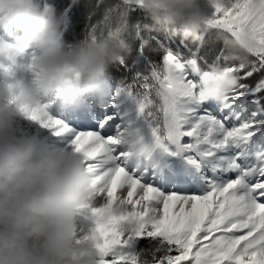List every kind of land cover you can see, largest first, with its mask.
<instances>
[{
  "label": "snow or ice",
  "instance_id": "6c2138e0",
  "mask_svg": "<svg viewBox=\"0 0 264 264\" xmlns=\"http://www.w3.org/2000/svg\"><path fill=\"white\" fill-rule=\"evenodd\" d=\"M209 3L214 12L207 24L217 38L220 33L247 45L224 44L216 57L213 70L223 60V68L239 77V87L222 102L197 101L195 61L169 54L162 66L151 62L148 74L120 81L113 112L99 130L78 131L52 116L48 105L24 109L27 119L81 156L98 202L120 206L119 214L97 219L91 230L99 264H143L144 258L151 264H264V76L254 87L240 82L264 73V0ZM96 27L90 25L87 35ZM8 60L0 61V71L10 70ZM120 67L130 70L128 60ZM125 100L131 107L122 110ZM130 109L143 137L187 162L194 186L165 189L152 178L158 170L129 165L120 137ZM130 217L139 227L124 232L121 222Z\"/></svg>",
  "mask_w": 264,
  "mask_h": 264
},
{
  "label": "clouds",
  "instance_id": "9594fccd",
  "mask_svg": "<svg viewBox=\"0 0 264 264\" xmlns=\"http://www.w3.org/2000/svg\"><path fill=\"white\" fill-rule=\"evenodd\" d=\"M122 2L184 41L198 42L209 29L207 0ZM0 28V61L11 57L10 70L0 71V264H99L91 230L97 219L119 214L120 206L98 202L79 154L22 128L30 121L24 109L100 94L101 82L128 60L132 44L91 32L66 41L63 13L42 0H0ZM218 36L229 48L247 46ZM195 72L197 101L220 103L239 87V77L226 68L201 73L196 65ZM125 124L120 141L129 165L161 171L166 154L143 137L134 109ZM120 227L132 232L139 222L130 217ZM143 264L151 262L144 258Z\"/></svg>",
  "mask_w": 264,
  "mask_h": 264
},
{
  "label": "trees",
  "instance_id": "16d2710c",
  "mask_svg": "<svg viewBox=\"0 0 264 264\" xmlns=\"http://www.w3.org/2000/svg\"><path fill=\"white\" fill-rule=\"evenodd\" d=\"M63 13V36L66 41L87 36L90 25H96V35L110 40L123 39L131 42L133 51L128 58L130 70L118 66L109 70L106 81L119 85L121 80L128 83L136 72L149 73V66L154 62L162 66V58L174 55L181 61L193 60L199 70H211L216 65V57L225 48L217 31L209 28L201 34L198 42L184 41L170 31L153 27L151 21L145 19L143 13L134 7L123 4L122 0H42ZM90 16V18H89ZM107 17V19H106ZM225 56L229 51L225 50ZM221 67L225 61H219ZM227 63H238L229 60ZM264 76L257 73L245 81L250 86ZM197 78V77H196ZM142 246V245H141Z\"/></svg>",
  "mask_w": 264,
  "mask_h": 264
},
{
  "label": "rangeland",
  "instance_id": "374dc122",
  "mask_svg": "<svg viewBox=\"0 0 264 264\" xmlns=\"http://www.w3.org/2000/svg\"><path fill=\"white\" fill-rule=\"evenodd\" d=\"M206 14L210 17L213 12L214 8L209 3V0H207V6L205 8ZM0 34H4V29L0 28ZM174 56V55H173ZM178 59V58H177ZM179 60V59H178ZM180 62H183L179 60ZM211 70H202V72H209L212 71L213 68L210 67ZM198 79V77H197ZM255 86V85H254ZM101 87L104 88L100 92V94L95 96V100L101 99V96L107 97L109 94L113 96L116 88L118 85L110 84L106 81V78L101 82ZM93 95L91 96H83L80 97L76 102L70 103L67 101H58L56 104H54L50 109V114L54 116L55 118H58L60 120H63L66 124H69V126L77 129L78 131H96L99 130V122L102 120V116L97 112L96 110V103H92ZM252 97H249V100H251ZM88 112H92V120L90 121L88 118ZM216 114L220 115L219 112L216 111ZM22 128L27 131L28 133H35L37 135H40L47 139V141L53 145H65V142L58 137L52 136L50 132L46 129H43L40 127V125L33 121H24ZM170 157H177V156H170ZM180 158V157H177ZM184 160V159H182ZM185 163H187L184 160ZM153 180H155V176L152 177ZM159 185V184H158ZM82 226L85 228V230L89 227V222L87 220H84L82 218ZM143 246V242L141 244Z\"/></svg>",
  "mask_w": 264,
  "mask_h": 264
},
{
  "label": "bare ground",
  "instance_id": "6f19581e",
  "mask_svg": "<svg viewBox=\"0 0 264 264\" xmlns=\"http://www.w3.org/2000/svg\"><path fill=\"white\" fill-rule=\"evenodd\" d=\"M102 90H104L103 87H101V91ZM95 96L96 95H93L92 97V103H96V110H98L97 112H99L103 120L106 115H110L113 112V108L111 107L113 96H111V94H109L107 97L101 96V99H98L97 101L95 100ZM130 107L131 102L127 100H125L121 105L122 110L124 108ZM91 113L88 112V118L90 121L92 120ZM213 114L219 116L216 114V111H214ZM195 180V172L190 169V167L184 162V160H182V158L170 157L169 155H166L164 159V167L155 175L154 181L157 185L159 184L158 186L168 189L173 186L180 187L186 183H191L194 186Z\"/></svg>",
  "mask_w": 264,
  "mask_h": 264
}]
</instances>
